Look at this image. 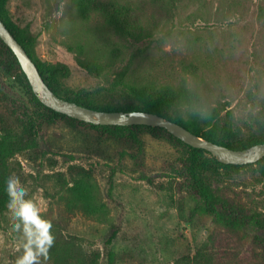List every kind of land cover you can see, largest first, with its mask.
Returning a JSON list of instances; mask_svg holds the SVG:
<instances>
[{
  "label": "rangeland",
  "instance_id": "374dc122",
  "mask_svg": "<svg viewBox=\"0 0 264 264\" xmlns=\"http://www.w3.org/2000/svg\"><path fill=\"white\" fill-rule=\"evenodd\" d=\"M76 3H7L14 22L35 37V54L61 67L62 93L87 89L95 102L126 104L127 98L106 89L117 71L131 54L137 71L151 56L163 55L160 87L173 83L187 94L196 87L194 107L215 108L222 128L231 122L236 144L264 138V0H241L231 9H223L221 0H185L172 10L157 2L144 23L152 38L131 43L112 35L111 41L130 46L111 64L103 21L94 12L84 20ZM182 30L194 46L181 40ZM169 31L176 36L164 38ZM139 49L150 52L139 56ZM80 58H97L107 67L96 75ZM11 59L0 43V135L9 131L19 145L7 160L9 175L16 174L25 199L51 223L54 240L39 264H264V229L225 211H205L191 190L190 149L169 131L136 128V142L123 130L67 117L48 122L24 78L7 70ZM199 164L215 194L264 216V162L220 167L206 154ZM18 221L8 203L0 208V264H15L23 252L16 250L23 237L13 229Z\"/></svg>",
  "mask_w": 264,
  "mask_h": 264
},
{
  "label": "trees",
  "instance_id": "16d2710c",
  "mask_svg": "<svg viewBox=\"0 0 264 264\" xmlns=\"http://www.w3.org/2000/svg\"><path fill=\"white\" fill-rule=\"evenodd\" d=\"M9 0H0V17L5 22L10 31L14 34L17 40L25 47L30 57L38 66V69L43 76L48 86L59 96L68 100L77 102L79 104L99 109V110H145L158 113L168 119L176 121L186 128L190 129L194 133L201 137L212 140L214 142L224 144L234 149H244L251 145L264 142V138L255 139L249 143H238L236 144L234 139L236 133L233 129V124L230 122L225 126L220 127L217 121V112L213 107H206L205 105H199V108L195 103L199 100L197 98V88H193L187 94L185 91L175 87V84L169 83L164 86H159L160 74L166 69L167 60L163 55L151 56L147 68L143 71H137V69L131 67L134 60V55L131 54L128 63H126L120 70L117 71L114 78L108 83L106 89L112 93H120L123 97L129 101L126 104H101L93 101L90 98V92L87 89H81L79 91H71L70 93H62L60 77L64 74L61 67L49 64L42 61L35 54V37L32 35L28 27L18 26L12 19L11 13L7 8ZM92 5H89L83 0H78L76 7L78 14L84 19L89 20L90 14L94 12L103 21L102 30L100 31L101 36L106 37V53L109 59V64L115 60L116 57L123 54L125 49L130 45H124L119 41H139L145 36L151 33L147 32L144 26L145 20H147L148 10L150 7H154L157 2H161L162 7L167 10H172L180 5L185 0H91ZM192 1V0H191ZM200 1V0H194ZM243 3V2H242ZM241 0H221L222 8L228 5V9L237 8L242 5ZM181 40L184 41L187 47L195 45L193 40H190L185 30L179 32ZM115 35L119 41H111V36ZM152 38V35H150ZM167 36H176L172 32L164 34V38ZM108 39V41H107ZM199 39V37H198ZM153 40V39H151ZM0 43L3 44L9 54H11L12 61L6 62L7 70L13 74L21 75L27 85L28 92L31 95V100L36 104L44 107L48 115L45 119L48 122L59 117H67L73 121L80 123H86L94 128H103L109 131L123 130L127 135L136 142H140L138 134L135 132L136 128H161L163 127L150 126L145 124H134V125H100L79 120L71 117L59 111H56L46 106L37 97L36 93L29 82V79L23 71L21 64L12 51V49L1 39ZM193 45V46H194ZM73 48V47H71ZM146 50V51H145ZM83 51V49H80ZM149 49H139V56H146ZM149 56V53L147 57ZM195 56V55H194ZM157 57V58H156ZM88 71L96 75H101L106 65L101 63L97 58H86L79 59ZM111 62V63H110ZM203 67V66H201ZM205 68L211 71H215V66L205 65ZM199 69V66H198ZM190 102V103H189ZM230 112V111H229ZM6 131V130H5ZM168 131V130H167ZM173 135V134H172ZM174 136V135H173ZM176 137V136H175ZM184 145L190 149L189 156V169L191 174V190L194 194L198 195L204 201L205 211L209 214L217 213L218 211H225L232 215L238 216L241 221L245 224H255L260 228L264 229V216H260L257 213H245L240 207L232 203L230 200L220 197L215 194L211 188L204 182L201 175L199 158L206 154L211 155V159L216 162L220 167L229 166H245V165H263L264 157L254 163L246 164H231L220 161L215 155L204 148L194 147L187 144L183 140L176 137ZM19 145L16 141L11 139L10 132L1 133L0 135V208L6 206L9 193L5 188V176L9 175L7 160L10 156L16 153ZM94 208L95 210L98 209ZM93 209V210H94ZM111 258V257H110Z\"/></svg>",
  "mask_w": 264,
  "mask_h": 264
},
{
  "label": "water",
  "instance_id": "95a60500",
  "mask_svg": "<svg viewBox=\"0 0 264 264\" xmlns=\"http://www.w3.org/2000/svg\"><path fill=\"white\" fill-rule=\"evenodd\" d=\"M0 37L17 56L37 97L46 106L71 117L100 125L145 124L167 129L194 147L204 148L224 163H254L264 157V142L244 149H234L194 133L184 125L158 113L145 110H99L68 100L56 94L46 83L38 66L0 17Z\"/></svg>",
  "mask_w": 264,
  "mask_h": 264
},
{
  "label": "clouds",
  "instance_id": "9594fccd",
  "mask_svg": "<svg viewBox=\"0 0 264 264\" xmlns=\"http://www.w3.org/2000/svg\"><path fill=\"white\" fill-rule=\"evenodd\" d=\"M5 188L9 193L7 203L12 208L13 218H19L13 229L23 233L16 245V250L23 248V252L16 258L15 264H39L41 256L47 257V250L54 240L49 231L51 223L42 219L39 208L32 200L25 199L26 189L19 184L14 172L5 176Z\"/></svg>",
  "mask_w": 264,
  "mask_h": 264
}]
</instances>
